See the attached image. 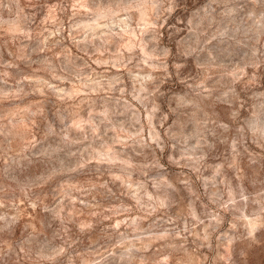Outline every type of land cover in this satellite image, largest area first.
Listing matches in <instances>:
<instances>
[{"label": "rangeland", "instance_id": "374dc122", "mask_svg": "<svg viewBox=\"0 0 264 264\" xmlns=\"http://www.w3.org/2000/svg\"><path fill=\"white\" fill-rule=\"evenodd\" d=\"M0 264H264V0H0Z\"/></svg>", "mask_w": 264, "mask_h": 264}]
</instances>
